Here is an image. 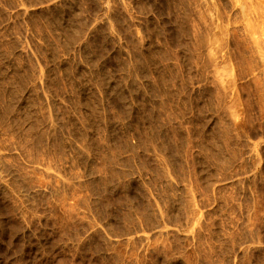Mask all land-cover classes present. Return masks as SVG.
<instances>
[{
	"label": "rangeland",
	"instance_id": "obj_1",
	"mask_svg": "<svg viewBox=\"0 0 264 264\" xmlns=\"http://www.w3.org/2000/svg\"><path fill=\"white\" fill-rule=\"evenodd\" d=\"M0 264H264V0H0Z\"/></svg>",
	"mask_w": 264,
	"mask_h": 264
}]
</instances>
